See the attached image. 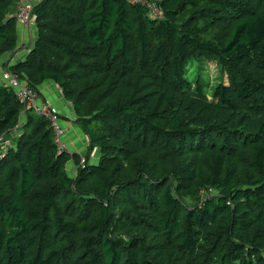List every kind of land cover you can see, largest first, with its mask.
<instances>
[{"label": "trees", "instance_id": "trees-1", "mask_svg": "<svg viewBox=\"0 0 264 264\" xmlns=\"http://www.w3.org/2000/svg\"><path fill=\"white\" fill-rule=\"evenodd\" d=\"M147 1L161 18L35 4L33 47L0 73L43 100L57 85L88 147L60 150L0 83V138L20 131L0 159V264H264V0ZM17 2L0 0V57L18 48ZM202 60L224 77L212 98L187 77Z\"/></svg>", "mask_w": 264, "mask_h": 264}, {"label": "built area", "instance_id": "built-area-1", "mask_svg": "<svg viewBox=\"0 0 264 264\" xmlns=\"http://www.w3.org/2000/svg\"><path fill=\"white\" fill-rule=\"evenodd\" d=\"M36 1L37 0H18L14 16L20 25L24 27H36V18L34 14ZM130 2L133 4L146 5L150 9L152 16L162 17V12L158 9L156 3L148 2L147 0H130ZM0 83L10 86L15 90L18 99L25 107V111L30 110L38 116L47 119L53 128L55 142L59 146V149L69 150L68 144L64 142L67 129L63 126L61 113L53 102L41 99L38 93L27 86L26 82L22 81L17 74L8 69L2 71ZM19 133L20 131L17 129L13 134L5 135L0 138V159L3 158L7 150L14 147Z\"/></svg>", "mask_w": 264, "mask_h": 264}, {"label": "crops", "instance_id": "crops-1", "mask_svg": "<svg viewBox=\"0 0 264 264\" xmlns=\"http://www.w3.org/2000/svg\"><path fill=\"white\" fill-rule=\"evenodd\" d=\"M41 0H37L38 3ZM37 38V27H24L19 24V41L18 48L13 54H5L0 57V72L5 63L10 61V64H16L21 62L28 52L33 47ZM1 75V73H0ZM44 95L53 102V104L59 109L61 115L66 119L64 125L67 129V134L64 136V141L69 143L71 152H86L88 147L87 137L73 124L74 110L71 104H69L63 97L61 90L54 83H46L42 87ZM98 150H95L94 159L98 158ZM73 163V162H70Z\"/></svg>", "mask_w": 264, "mask_h": 264}, {"label": "rangeland", "instance_id": "rangeland-1", "mask_svg": "<svg viewBox=\"0 0 264 264\" xmlns=\"http://www.w3.org/2000/svg\"><path fill=\"white\" fill-rule=\"evenodd\" d=\"M187 77L193 83H196L198 80L201 81L205 93L210 98L213 97L214 89L217 87V85L223 83L224 81L221 68H219L215 60L192 62L188 67Z\"/></svg>", "mask_w": 264, "mask_h": 264}]
</instances>
